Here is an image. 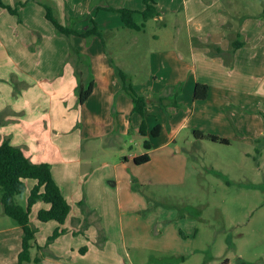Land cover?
I'll use <instances>...</instances> for the list:
<instances>
[{
    "label": "crops",
    "instance_id": "crops-1",
    "mask_svg": "<svg viewBox=\"0 0 264 264\" xmlns=\"http://www.w3.org/2000/svg\"><path fill=\"white\" fill-rule=\"evenodd\" d=\"M2 1L18 14L0 5V142L8 138L31 161L48 162L71 205L62 224L55 220L34 223L30 218L37 227L36 243L37 233L45 227L44 239L37 244L39 263L185 264L192 251L183 241L192 233L181 227L182 214L177 217L171 210H157L137 190L132 176L145 184L155 176L171 182L175 174H182L184 157L179 163L172 143L179 144L177 139L185 128L227 138L226 145L235 138L252 142L264 134L259 123L254 134L247 124L252 133L246 134L243 130L247 125L234 120L237 111H227L231 105L236 110L245 108L242 99L256 96L260 83L255 88L253 82L264 78V0H155L158 15L149 19L159 24V32L153 45L136 50L139 35L134 32L129 43L134 47H124L118 60L105 38L103 43L97 35L58 33L45 17L42 3L52 6L57 18L78 32L95 23L103 36L116 37L128 27L123 25L120 12L111 8L142 10L144 0ZM237 41L241 45L233 47ZM71 46L80 58L71 52ZM131 48L134 53L127 55ZM114 63L132 74L134 89L146 100L144 115L134 111L131 97L121 92ZM79 79L84 85L93 79L91 94L81 104L76 91ZM196 82L208 85L203 99L193 97ZM160 96L164 108L159 104ZM111 108L124 118L116 126L124 131L134 127L129 121L134 113L139 133L145 116L155 115L149 123L144 120L146 134H142L150 137V159L135 164L133 158L141 153L130 152L112 164L109 174L104 167L110 163L103 159L98 163L101 175L89 167L91 159L83 157L80 146L82 141L92 140L86 138L112 129L106 118ZM160 114H164L163 119ZM156 123L160 132L152 136L150 130ZM193 136L199 142L205 139ZM86 147L88 152L91 145ZM142 166H152L154 171H140ZM34 183L29 182L26 190ZM48 206L37 201L31 212L36 207L37 215L39 208ZM59 227L65 231L48 242V236ZM14 230L20 235L15 249L17 264L22 229L17 225Z\"/></svg>",
    "mask_w": 264,
    "mask_h": 264
},
{
    "label": "rangeland",
    "instance_id": "rangeland-1",
    "mask_svg": "<svg viewBox=\"0 0 264 264\" xmlns=\"http://www.w3.org/2000/svg\"><path fill=\"white\" fill-rule=\"evenodd\" d=\"M158 26L157 22L148 19L139 31L127 28L122 36L105 35L106 46L118 60L124 47H134L129 43L133 40L131 34L135 32L139 35L136 50L147 49L156 39ZM133 51L131 48L126 54L134 53ZM139 72V78L143 80L142 71ZM259 83L256 96H246L242 99L246 102L245 108L236 110L233 105L227 107L229 113L237 111L234 116L236 123L242 121L245 125L251 124L253 134L258 123L264 126V78L253 82L254 87ZM121 92L129 96L124 90ZM115 101L116 97L114 103ZM135 116L136 113L134 119L129 118L134 127L130 126L124 131L116 127L124 118L111 108L106 118L112 124V129L105 135L86 138L92 140L81 142L83 157L91 159L89 167H93L92 171H99L102 175L103 170L98 163L106 159L110 164L104 169L109 174L113 171L112 164L116 160L120 161L130 152L145 151L143 142L150 137L138 132ZM151 117L154 119L155 115L152 114ZM159 117L163 119L164 114ZM152 118L145 116L144 120L149 123L153 121ZM243 131L250 135L252 133L248 125ZM256 139L248 142V139L243 141L235 138L228 145L207 139L199 142L194 139L193 130L185 128L177 139L179 144L172 143L173 156L179 158V163L183 162L184 157L182 174H175L171 182L155 176L149 178L145 184L138 183L137 178L132 176L137 190L147 201L152 202L157 210H171L176 212L177 217L178 213L182 214L181 227L185 232L192 233L183 241L188 251H192L188 253L185 264H220L224 259H228V264H240L241 259L247 264H264V135ZM87 145H91L88 152L85 151ZM156 152L158 151H155L154 155ZM153 169L152 166H142L140 171L150 174ZM26 180L27 187H30L29 182H34L31 178ZM28 192L29 188L17 195L20 204H24ZM30 218L34 223L38 221L36 207ZM14 227H17L16 222L4 213L0 201L2 264H16L15 249L19 246L20 235H16ZM44 230L45 227L42 226L37 233L38 237L36 236L40 244L45 236ZM38 243L35 242L31 248L32 257L40 254ZM24 264L34 262L31 260Z\"/></svg>",
    "mask_w": 264,
    "mask_h": 264
},
{
    "label": "trees",
    "instance_id": "trees-1",
    "mask_svg": "<svg viewBox=\"0 0 264 264\" xmlns=\"http://www.w3.org/2000/svg\"><path fill=\"white\" fill-rule=\"evenodd\" d=\"M145 7L142 10L131 9L127 7L111 8L120 12L123 25L128 28L141 29L144 27L145 20L158 15V9L155 0H144ZM0 5L7 8L11 13L18 14L16 8L0 0ZM45 8V17L53 24L55 30L63 35H80L83 37L99 36L104 43V36L98 26L94 23L93 26L85 31L78 32L73 27L63 24L54 14L52 6L43 2ZM20 19V17H19ZM241 45V42H233V47ZM71 52L80 58L78 50L71 46ZM115 72L121 82V88L131 97L133 102V110L144 115L146 100L145 97L139 94L133 87L129 72L123 69L119 64L114 63ZM78 74V72H77ZM93 89V79H90L85 85L78 80L76 86L78 103H83L91 94ZM208 85L201 82H196L194 86V99H203L207 96ZM163 97H159V104L164 108ZM139 131L141 134H146L145 121L142 120ZM160 132V124L156 123L150 130L152 136H157ZM196 138H205L211 141L229 143V140L218 135L203 133L200 130H193ZM264 135V134H263ZM145 152L136 155L133 158L135 164L147 162L150 159L148 150L151 148L149 139L143 142ZM32 178L35 183L29 190L25 203L20 204L17 201V195L26 191L25 179ZM43 201L49 204L48 207H41L37 211V219L40 221L55 220L62 224L69 214L71 205L64 197L60 187L55 182L52 173L51 165L48 162H33L25 154L24 150L10 142L5 138L0 142V201L3 211L11 217L17 225L22 229L21 248L17 254V264H24L31 260L34 264H39L41 256H31V248L35 243V232L37 227L30 221V212L37 201ZM82 205V201L79 202ZM65 231L64 228H56L48 236L47 241L50 242L60 233ZM37 248H40L37 245ZM227 259H224L220 264H225ZM240 264H247L244 260H240Z\"/></svg>",
    "mask_w": 264,
    "mask_h": 264
}]
</instances>
